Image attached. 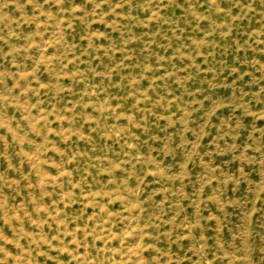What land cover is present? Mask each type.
Instances as JSON below:
<instances>
[{
	"label": "rangeland",
	"instance_id": "obj_1",
	"mask_svg": "<svg viewBox=\"0 0 264 264\" xmlns=\"http://www.w3.org/2000/svg\"><path fill=\"white\" fill-rule=\"evenodd\" d=\"M0 264H264V0H0Z\"/></svg>",
	"mask_w": 264,
	"mask_h": 264
}]
</instances>
